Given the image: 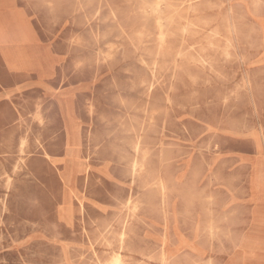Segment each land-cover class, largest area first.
Here are the masks:
<instances>
[{"label": "rangeland", "instance_id": "1", "mask_svg": "<svg viewBox=\"0 0 264 264\" xmlns=\"http://www.w3.org/2000/svg\"><path fill=\"white\" fill-rule=\"evenodd\" d=\"M40 11L63 61L37 124L0 115V264H264V0Z\"/></svg>", "mask_w": 264, "mask_h": 264}, {"label": "crops", "instance_id": "2", "mask_svg": "<svg viewBox=\"0 0 264 264\" xmlns=\"http://www.w3.org/2000/svg\"><path fill=\"white\" fill-rule=\"evenodd\" d=\"M46 2L53 0H0V20L16 16L23 21L31 37V40L23 42H0V115L7 116L12 124L27 115L29 121L37 124L36 117L43 114L42 110L46 108L43 102L56 101L57 93L52 85L57 78V63L63 60L57 57L54 47L41 38V35H50V31H40L36 24L39 19H50L48 15L41 17L40 5ZM31 95L30 103H23V107L28 106L26 110L16 104L17 99L24 102L25 97ZM63 112L61 107L60 117L66 125L68 115L65 106ZM43 120L46 122V119Z\"/></svg>", "mask_w": 264, "mask_h": 264}, {"label": "bare ground", "instance_id": "3", "mask_svg": "<svg viewBox=\"0 0 264 264\" xmlns=\"http://www.w3.org/2000/svg\"><path fill=\"white\" fill-rule=\"evenodd\" d=\"M262 33L263 32H261V34ZM27 40H31V37L29 35V32L27 31L26 26H24L22 20H19L16 16H6L0 20V42H4V41L23 42V41H27ZM260 45H261V48L263 51L264 50L263 34H262ZM261 130L262 131L258 132V136H259L261 144L264 148V142H263L264 131L262 128H261ZM24 150H25V142H24V140H21V142L19 143V152L24 154L25 153ZM44 157L51 165H53V166L56 165L57 160L55 158L49 156L47 153L44 154ZM7 185H8V182H7ZM119 259H118V257H116L114 262L116 264H118Z\"/></svg>", "mask_w": 264, "mask_h": 264}]
</instances>
